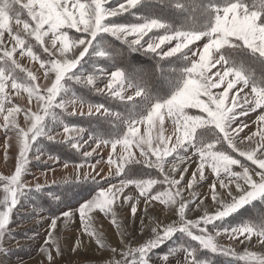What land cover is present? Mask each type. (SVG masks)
Here are the masks:
<instances>
[{
  "label": "snow or ice",
  "instance_id": "obj_1",
  "mask_svg": "<svg viewBox=\"0 0 264 264\" xmlns=\"http://www.w3.org/2000/svg\"><path fill=\"white\" fill-rule=\"evenodd\" d=\"M143 2L120 0L113 6L111 0H0V116L3 121L0 128L7 137L6 148L13 141L18 146L14 171L0 175L3 193L0 198V241L10 231L14 209L17 210L26 194L47 186V181L45 184L37 182L34 187L25 181L31 160L45 164L59 161V157L53 155L41 160L45 153L34 151L36 142L45 136L51 142H70L69 146L77 152L90 142L95 144L91 151L81 153L82 162L64 161L63 167L67 169L72 163L76 169L75 181L91 180L100 186V191L91 199L77 207L62 208L58 214L48 217L45 246L40 248L47 264H57L56 257L63 255L59 237L55 234L58 222L67 228L77 220L80 235L74 238L70 250L78 253L84 246L83 238L87 237L98 250L109 252L106 264H171L170 255L180 251L185 256L177 264H207L197 258L198 250L229 256L241 264H264V251H253L248 247L255 236L264 248V229L248 223L223 228L220 223L254 199L264 200V111L254 122L255 131L246 133L249 124L240 119L257 109L264 110V88L251 85L243 72L229 67L220 54L224 46H242L264 57V0H252L251 3L246 0H221L219 3L216 0H158L177 11H201L208 17L202 28H174L159 17L136 16L135 22L128 23L112 19L131 13ZM25 12L28 19L22 18ZM73 30L80 35H69ZM100 34L121 39L161 61L170 58L181 61L170 69L169 84L176 85L172 94L163 101L153 100L147 93L149 75L145 73L130 75L116 67L78 71L89 49L96 47V37ZM198 41H203L202 47L196 45ZM37 45L47 54L46 58L34 51ZM17 55L38 62L43 79L48 83L42 86L38 82L41 77L25 67ZM96 55L108 58L112 53L105 49L97 50ZM18 72L24 74V79L17 77ZM105 77L107 82L103 87L98 86V81ZM68 79L121 102L135 103L136 98H140L147 107L142 114L126 119L124 131L116 137L101 138L91 134L86 137L83 127L65 124L62 126L63 140L57 141L61 134L46 132L44 127V121L54 108L70 116L121 118L120 113L103 103H90L79 98L60 99ZM218 89L222 90L214 91ZM129 90L132 95H127ZM245 90H248L247 94ZM23 94H26L25 104L14 102L15 97ZM190 109H197L199 114L190 113ZM21 113L23 126L17 119ZM166 120L172 124L171 135L166 134ZM200 129L214 133L213 138L197 140L196 133ZM102 147L111 149L107 159L108 175L103 176L100 171L81 175L80 170L85 166L95 170L101 163L100 159L94 164L89 163V158L94 159V153L99 156ZM133 149L138 150L139 157ZM168 157L173 159L169 161ZM245 161L251 162V166ZM136 163L157 170L162 179L151 176L130 178L128 165ZM168 164L171 167L166 171ZM192 164H195V170L186 180ZM206 169H210L216 178L209 186L213 202L211 211L206 207L205 199L198 200L199 194L194 190L198 180L206 179ZM116 178H119L118 182H113ZM158 184L167 187L153 191ZM130 186L134 187V192L125 191ZM217 187L222 191H217ZM155 202L169 208L178 206L175 208L178 221L162 225L152 220L148 210ZM141 204L144 216L149 217L148 223L141 220V228H150L151 237L133 247L132 238L123 230L117 210L127 207L134 222ZM192 205L202 211L198 218L189 219L186 215ZM32 210L43 212L36 206ZM97 212L110 217V223L119 232V246H106L104 232L96 226ZM177 232L187 235L198 247L179 246L162 257L154 256L153 250ZM221 237L245 245L243 251L222 244Z\"/></svg>",
  "mask_w": 264,
  "mask_h": 264
},
{
  "label": "rangeland",
  "instance_id": "obj_2",
  "mask_svg": "<svg viewBox=\"0 0 264 264\" xmlns=\"http://www.w3.org/2000/svg\"><path fill=\"white\" fill-rule=\"evenodd\" d=\"M26 2V0H25ZM112 5L115 6L120 0H111ZM217 2V1H216ZM220 2V0H219ZM217 2V3H219ZM249 3L252 0L248 1ZM159 17L167 20L174 28H202L208 20V17L199 10L177 11L171 7H166L163 3H159L158 0H144V2L138 5L131 13H126L122 17L112 18L117 19L121 23L135 22V17ZM23 19H28L26 12L22 16ZM69 35H80L75 33L74 30L69 32ZM115 38L112 39V38ZM7 38V34H6ZM108 34H100L96 37V47L92 48L90 56L86 59L80 72H92L95 67L104 68H120L126 73L134 75L136 73H145L149 75V81L147 83V93L153 100L163 101L167 99L173 91L176 85H170L169 79L172 76L171 68L176 67L182 62L176 58H170L171 60L161 61L151 53H147L143 50H136L129 44L125 43L121 39ZM122 42V43H121ZM35 44V41H33ZM203 41L196 42V45L202 47ZM194 47V46H191ZM107 50L112 53L108 58H100L96 55L97 50ZM34 51L41 55L42 58H46L47 54L43 53V50L37 45ZM220 54L223 55L227 61V65L236 70H240L249 79L251 85L264 88V62L261 61L259 54L252 50L237 46L235 48L224 46L220 50ZM17 58L27 68L36 72L41 79L38 81L42 86L48 82L43 79V70L39 69V64L36 61L30 60L27 56ZM215 71V69L213 70ZM19 79H24L23 73H17ZM106 77L101 81H98V86L103 87L106 83ZM133 83L135 80L133 79ZM259 83L261 85H259ZM65 88L60 99L79 98L90 103H103L111 110L120 113L121 118L117 120L115 117H101V116H70L63 112L59 108H54L50 115L44 121V127L46 132L60 133L57 136V141L63 140L62 126L63 125H75L86 129L85 136L91 134L94 137L110 138L120 135L124 131V121L130 117L137 116L143 113L147 107V103L140 101V98H136V102L114 100L106 95L97 94L95 91L87 88L75 81L68 79L64 82ZM222 89L214 90L221 91ZM246 94L248 90H245ZM132 91L129 90L127 95H132ZM232 93H230L231 95ZM14 102L25 104L26 94L22 97H15ZM35 109V102L32 105ZM86 110V109H85ZM71 111V106L69 107ZM190 113L199 114L197 109H190ZM261 109H257L255 112L249 113L246 117H241L249 124V128L245 129V132L255 131V121L258 116L262 114ZM17 119L21 126L24 125L23 114L21 113ZM2 116H0V124H2ZM144 131V127L141 126V132ZM166 134L171 135L172 124L166 120L165 123ZM214 133L207 129H200L196 133V138L199 141H208L212 139ZM175 137H173V140ZM7 137L4 134L2 128H0V175H9L14 171L15 160L18 154V146L15 141L11 146L6 148L5 142ZM70 143V142H69ZM69 143L51 142L45 136H41L34 145V151L43 152L45 155L41 157V160H47L48 155L59 157V161H49L45 164L43 161L31 160L29 164V172L25 175L24 179L27 183L33 187L35 183L45 184L47 186L42 187L40 190L27 193L22 199L21 204L17 206V210L14 209L12 220L9 224L10 231L5 235L3 241H0V264H47L46 256L40 252V248L44 245V241L47 237L50 220L49 216L56 215L62 208L65 207H77L85 200L91 199L99 191L100 186L91 180L75 181L76 169L72 163H69V167L65 169L63 167L64 161L68 162H82L83 157L81 153L83 151H91L95 144L91 142L83 146L80 152L69 146ZM119 147L117 152H119ZM136 156L139 157V152L133 149ZM111 152L110 147H102L99 150V156L94 153V159L89 158V163H95L96 159H100L101 163L96 166V169L85 166L81 169V175L84 172L100 171L103 176L108 175L109 166L107 164L108 155ZM7 153V158H5ZM233 155H237L233 153ZM31 156V153H30ZM239 158V157H238ZM169 161L173 157L167 158ZM243 161V158H240ZM251 166V162H247ZM188 165H181V167ZM171 167V164L166 165V171ZM255 167V166H252ZM195 170V164L189 166V172L186 174V180L191 178V172ZM235 170H238L235 169ZM114 173L115 166L112 167ZM43 173V174H42ZM127 175L132 179H139L142 177L162 179L160 174L155 169H147L141 163L128 165ZM68 181L65 182V178ZM205 180H198L194 185V190L199 194V199H205V205L212 210L213 202L210 199L209 186L215 181L214 174H211L210 169L205 170ZM178 178V177H177ZM119 178L114 179L113 182H118ZM55 181V183H53ZM186 182V181H185ZM185 182H182L185 183ZM166 185L158 184L154 187L155 190H164ZM126 192H134L133 186H130L125 190ZM217 191H222L217 187ZM51 194V195H50ZM2 190H0V198H2ZM185 196L188 197V193L185 192ZM53 197H59L58 200ZM197 200V202H198ZM33 206L43 209V212L37 213L33 211ZM175 207L169 208L162 205L159 202H155L153 207L149 208V217L159 223L167 224L174 220L178 221L179 217L176 215ZM118 217L122 222L123 230L127 231L131 239V245L138 247L151 237L150 228L142 229L141 220L148 223L149 217L144 216L143 204H141L136 219L133 222L129 216L127 207L118 209ZM186 215L189 219L198 218L202 215V211H197L195 205H192L189 210H186ZM96 226L104 232V239L108 248L113 246H119L120 236L117 229L110 223V217H105L102 213H95ZM251 224L258 229H264V202L243 211L237 217L221 223L223 228H230L241 224ZM60 240V245L63 251L62 256L56 257L57 264H106L109 259V252H101L98 250L94 242H89L87 237H84V246L78 253H73L70 249L74 246V238L80 235L79 221L77 220L70 227L65 228L62 222H58V229L55 233ZM220 242L226 246L234 247L238 252H242L245 245H241L235 241H229L227 237H221ZM179 246L198 247L196 242L191 240L187 235L182 232H177L172 239L166 241L160 247L153 250L154 256L162 257L168 254L170 251L175 250ZM250 250L264 251V248L258 243V238L253 236L251 243L248 245ZM52 251L55 252V248L52 247ZM185 253L183 251L174 252L170 255L171 264H177L178 261H183ZM119 258V257H115ZM197 258L207 261V264H241L240 261L229 256H223L213 254L207 250H198Z\"/></svg>",
  "mask_w": 264,
  "mask_h": 264
},
{
  "label": "trees",
  "instance_id": "obj_3",
  "mask_svg": "<svg viewBox=\"0 0 264 264\" xmlns=\"http://www.w3.org/2000/svg\"><path fill=\"white\" fill-rule=\"evenodd\" d=\"M216 1L219 2V0H216ZM248 1H250V0H246V2H248ZM220 2H221V0H220ZM111 38H112V37H111ZM112 39L115 40V38H112ZM116 41H117V42H120V41H118L117 39H116ZM121 43H122V42H121ZM91 50H92V48L89 49L88 54H87V55L84 57V59L81 61V66H80L79 70L81 69L83 62H84L86 59H88V57L90 56ZM260 59H261V61L264 62V57H262V58H260ZM79 70H78V71H79ZM259 85H261V84L259 83ZM263 202H264V200H261V199H254L251 203L245 204V205H244L243 207H241L237 212L231 214L229 217H227L226 219H224V220H223L222 222H220V223H224V222H226V221H229V220L233 219L234 217H237L238 215H240L243 211H245V210H247V209H250V207H253V206L258 205V204L263 203ZM17 206H18V205H17Z\"/></svg>",
  "mask_w": 264,
  "mask_h": 264
}]
</instances>
